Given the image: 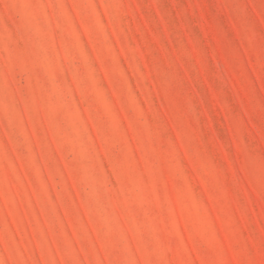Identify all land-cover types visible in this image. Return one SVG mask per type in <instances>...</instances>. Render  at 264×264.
Returning <instances> with one entry per match:
<instances>
[{"label": "rangeland", "instance_id": "rangeland-1", "mask_svg": "<svg viewBox=\"0 0 264 264\" xmlns=\"http://www.w3.org/2000/svg\"><path fill=\"white\" fill-rule=\"evenodd\" d=\"M0 264H264V0H0Z\"/></svg>", "mask_w": 264, "mask_h": 264}]
</instances>
